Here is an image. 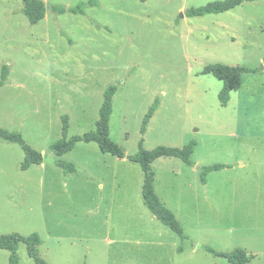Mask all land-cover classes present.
Segmentation results:
<instances>
[{
  "label": "rangeland",
  "instance_id": "obj_1",
  "mask_svg": "<svg viewBox=\"0 0 264 264\" xmlns=\"http://www.w3.org/2000/svg\"><path fill=\"white\" fill-rule=\"evenodd\" d=\"M41 1L45 15L30 23L22 0H0V71L8 69L0 128L42 155L21 169L20 145L0 138V235L36 232L47 264H228L206 246L241 248L253 256L247 264H264V0L202 16L187 10L216 0ZM213 63L254 70L224 105L222 82L203 73ZM111 85L108 133L124 157L93 141L52 151L63 116L66 139L94 129ZM190 141L193 165L167 156L151 163L181 239L145 206L142 169L128 156L140 142L151 150ZM212 164L223 167L202 181ZM16 254L35 264L24 243ZM8 256L0 249V264Z\"/></svg>",
  "mask_w": 264,
  "mask_h": 264
},
{
  "label": "trees",
  "instance_id": "obj_2",
  "mask_svg": "<svg viewBox=\"0 0 264 264\" xmlns=\"http://www.w3.org/2000/svg\"><path fill=\"white\" fill-rule=\"evenodd\" d=\"M254 0H216L208 2L206 5L191 7L187 10L189 16H202L205 14H216L228 11L243 2H251ZM22 11L28 18L30 23H36L42 19L45 15V4L41 0H22ZM56 10L60 8L54 7ZM77 9V8H76ZM254 71L253 69L245 66L235 65L230 66L222 63L208 64L204 67L203 73L211 74L216 79L222 82V88L218 94V98L221 104H226L229 100V95L232 91L237 90L240 87V76L243 72ZM7 66H2L0 71V86L3 85L7 77ZM116 91V86L111 85L104 91L103 101L99 108L98 119L95 122L93 130H90L83 135L72 136L66 139L67 130V117L62 118V139L55 141L50 147L57 155L63 154L71 150L74 144L78 141L90 142L93 141L97 144L99 150L102 153H108L116 157H124L122 148L118 146L113 140L109 138L108 122L112 111L111 102L113 94ZM158 99L154 100L153 104L149 108L143 119V125L141 132L144 133L146 123L152 116L156 109ZM0 138L9 142L17 143L20 145L24 157L20 164L21 169H26L32 164H40L42 162V155L40 152L35 151L29 144L25 143L22 135L18 131H8L0 128ZM195 143L193 141L188 142L181 148L171 146H157L151 150L142 148L141 142L139 144L138 151L128 156L130 161L136 162L140 165L143 172V182L141 186V196L144 204L148 210L156 217V219L163 225L167 226L170 230L176 233L181 239H185L186 236L183 229L175 218L174 214L162 204L160 199L153 188L154 172L151 168V163L158 157H177L188 165H193L191 161V155L194 151ZM60 166H69L70 164L57 161ZM222 164H212L201 168V179L204 181L205 173L222 168ZM19 243H24L26 246L27 255L34 260L35 264H47L43 260L38 251V246L41 243V239L36 232H32L28 235H22L17 232L7 233L0 235V249H5L9 252L8 264H19L16 249ZM206 251L225 257L228 264H247L253 258L246 251L241 248H236L230 252H217L211 247H204Z\"/></svg>",
  "mask_w": 264,
  "mask_h": 264
},
{
  "label": "crops",
  "instance_id": "obj_3",
  "mask_svg": "<svg viewBox=\"0 0 264 264\" xmlns=\"http://www.w3.org/2000/svg\"><path fill=\"white\" fill-rule=\"evenodd\" d=\"M3 140V139H2ZM4 141H6V140H4ZM6 142H8V143H13V142H9V141H6ZM41 164V163H40ZM27 169V168H26ZM146 206V205H145ZM153 215V214H152ZM154 216V215H153ZM155 217V216H154ZM156 218V217H155ZM118 243V242H117ZM40 245V244H39ZM123 246L120 244V245H118V246H113V251L114 252H119V253H121L122 252V248ZM123 252H125V251H123ZM85 256V255H84Z\"/></svg>",
  "mask_w": 264,
  "mask_h": 264
}]
</instances>
